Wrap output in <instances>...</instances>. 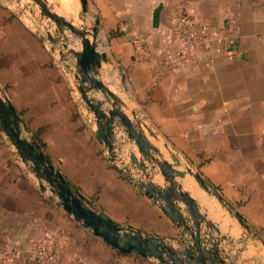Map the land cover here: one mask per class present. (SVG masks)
<instances>
[{"label":"crops","instance_id":"obj_1","mask_svg":"<svg viewBox=\"0 0 264 264\" xmlns=\"http://www.w3.org/2000/svg\"><path fill=\"white\" fill-rule=\"evenodd\" d=\"M183 1L87 0L109 59L104 73H112L126 112L144 122L150 140L199 172L244 217L249 229L226 210L211 216L226 235L220 243L226 264H264V236L254 229L264 227V0H185L209 35L186 60L175 55V18ZM34 23L0 0V88L22 126L91 206L172 244L190 242L113 166L73 74ZM32 240H52L65 259L81 264H162L120 252L76 221L40 187L0 129V251L20 250ZM0 264L44 262L21 252Z\"/></svg>","mask_w":264,"mask_h":264},{"label":"water","instance_id":"obj_2","mask_svg":"<svg viewBox=\"0 0 264 264\" xmlns=\"http://www.w3.org/2000/svg\"><path fill=\"white\" fill-rule=\"evenodd\" d=\"M32 1L39 6L45 25L48 26L49 22L53 24L51 28L43 24L44 33L41 36L51 47L57 43L63 46L57 58L73 74L75 88L94 118L95 136L106 147L113 166L154 200L177 227L189 235L190 242L176 241L172 244L164 237L121 225L91 206L84 195L76 191L63 173L55 168L27 128L22 126L16 107L0 88V129L12 141L16 154L31 167L40 187L50 191L76 221L120 252H137L162 264H226L220 249L221 240L226 235L211 217L217 210L214 205L204 206L186 188L189 185L186 178L192 177L221 210L235 216L242 226L249 229L242 219L244 217L233 210L199 172L183 165L175 155L164 154L148 137L144 122L133 112L132 115L126 112V102L111 87L115 84L109 77L112 73H104L103 64L109 59L101 47L98 24H93L91 28L86 24L77 26L66 14L56 11L53 7L55 3H50V0ZM79 3V18L86 22L90 18L87 0H79ZM66 30L78 38L81 48H72L58 40L59 34ZM125 79L123 75L122 87ZM121 153H126L125 157ZM159 176L163 180L161 184L156 180ZM262 243L264 245V240Z\"/></svg>","mask_w":264,"mask_h":264},{"label":"built area","instance_id":"obj_3","mask_svg":"<svg viewBox=\"0 0 264 264\" xmlns=\"http://www.w3.org/2000/svg\"><path fill=\"white\" fill-rule=\"evenodd\" d=\"M185 0L179 5V12L175 18V28L180 42L176 56L182 60L188 59L190 56L198 53L208 44L209 35L206 23L200 18L193 15L186 7ZM40 35L41 33L39 31ZM132 42L138 49H144L143 42L138 39H132ZM52 51L57 53V49L52 47ZM37 258L44 264H81V259L68 260L65 259L58 247L52 240H32L20 250L0 251V262L5 263L8 259L16 257L19 253Z\"/></svg>","mask_w":264,"mask_h":264},{"label":"rangeland","instance_id":"obj_4","mask_svg":"<svg viewBox=\"0 0 264 264\" xmlns=\"http://www.w3.org/2000/svg\"><path fill=\"white\" fill-rule=\"evenodd\" d=\"M76 1H77V5H78V12H79L81 10L80 3H79V0H76ZM8 2L11 5H14V6L18 7L19 9H21V11L23 13H25L26 16L30 20H33V22H35L34 25L37 28V30L40 31L41 33H44V28H43V26L45 25L44 19L42 17H40L39 6L35 2H33L32 0H16V2H13V1H8ZM50 3H55L54 4L55 6H53V7L56 11L61 12L63 14H66V11L61 6V2L59 0H50ZM88 15L91 16L90 12L88 13ZM66 16L69 17L70 20H72V21L74 20L73 22L77 26H81L82 24H86V27L91 28V26L94 24V20L92 18H88L86 20V22L80 20L79 14H78V18H79L78 22L76 21V19L71 18L69 16V14H66ZM88 22H89V24H88ZM48 26H49V28H51L53 26V24L51 22H49ZM48 26L45 25L46 28H48ZM58 40L62 41L63 43L69 44V46L72 48H75V49L81 48V44H80L78 38L70 30H68V31L66 30V32L60 33L58 36ZM54 47L57 49V54L55 53L57 56L59 50H63V46H60V44L57 43V45H55ZM65 54L69 55L68 52H65ZM106 80H110V79L106 78ZM111 87L113 89H117L115 84L111 85ZM90 150L92 151V154L94 155L95 147H91ZM100 154H102L101 151H100ZM125 154L126 153H123V154L121 153L122 156H125ZM73 165H75V164L73 163ZM131 174L133 175L134 173H131ZM254 229L257 231V234L259 236H264V227L254 228Z\"/></svg>","mask_w":264,"mask_h":264},{"label":"bare ground","instance_id":"obj_5","mask_svg":"<svg viewBox=\"0 0 264 264\" xmlns=\"http://www.w3.org/2000/svg\"><path fill=\"white\" fill-rule=\"evenodd\" d=\"M61 2V6L63 7V9L66 11V14H69V16L71 18L76 19V21L78 22L79 18H78V5H77V1L76 0H59ZM74 21V20H73ZM89 24V22H88ZM106 67V66H105ZM109 72V71H108ZM116 75V74H115ZM113 78V76L111 77ZM116 80V79H115ZM116 83V82H115ZM161 146V145H160ZM164 146V145H162ZM123 154V153H122ZM126 155V154H125ZM125 157V156H124ZM158 183H163L162 177H157L156 178ZM186 183L189 184L188 187H186L188 190H190V192L196 197L198 198L200 201H202V204L204 206H211L214 205L217 212L216 214H220L218 212H221V209L219 208V206L216 204V202L214 200L211 199L210 196H208V194L203 191L194 181V179L190 176H188L186 178ZM223 212V211H222ZM221 212V213H222ZM226 212V211H225ZM215 214V213H214ZM215 216V215H214ZM221 216V215H220ZM216 217V216H215ZM219 218V217H218ZM223 218V216H222ZM221 218V220H222ZM228 219V218H227ZM231 220V219H230ZM229 221V220H228ZM224 222V221H223ZM235 223V222H234ZM228 225V224H227ZM233 226V225H232ZM231 226V227H232ZM227 228V227H226ZM234 229V228H233ZM236 229V228H235Z\"/></svg>","mask_w":264,"mask_h":264},{"label":"trees","instance_id":"obj_6","mask_svg":"<svg viewBox=\"0 0 264 264\" xmlns=\"http://www.w3.org/2000/svg\"><path fill=\"white\" fill-rule=\"evenodd\" d=\"M242 219H244V218H242Z\"/></svg>","mask_w":264,"mask_h":264}]
</instances>
